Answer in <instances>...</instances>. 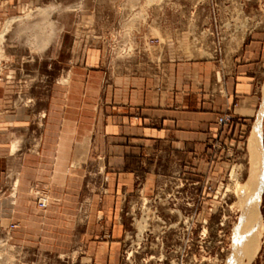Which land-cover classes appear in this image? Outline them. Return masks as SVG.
<instances>
[{"label":"crops","instance_id":"0c3cea01","mask_svg":"<svg viewBox=\"0 0 264 264\" xmlns=\"http://www.w3.org/2000/svg\"><path fill=\"white\" fill-rule=\"evenodd\" d=\"M154 17L168 21L164 12ZM164 36L161 54L136 55L128 72L104 49L76 50L51 88L39 138L34 132L24 152L21 133L31 119L26 108L6 107L13 79L0 78V235L21 245L38 242L26 239L29 231L42 238L53 229L67 237L41 239L47 247L65 254L77 239L89 264H121L126 216L141 195L153 196L168 180H223L263 104L264 27L242 26L220 60L188 63L179 53L190 49V35ZM209 48L217 49L214 40ZM224 115L231 124L218 123ZM42 183L49 186L45 210L33 191Z\"/></svg>","mask_w":264,"mask_h":264},{"label":"rangeland","instance_id":"374dc122","mask_svg":"<svg viewBox=\"0 0 264 264\" xmlns=\"http://www.w3.org/2000/svg\"><path fill=\"white\" fill-rule=\"evenodd\" d=\"M162 12L168 21L152 22V13L158 17ZM8 20L13 22L3 32ZM242 26L249 31L264 27V0H0V78L13 79L4 103L10 110L26 108L31 119L27 132L21 133L22 152L27 150L25 141L35 138L34 132L39 138L38 125L50 107L51 88L76 50L83 55L87 47L104 49L114 67L128 72L136 55L155 59L161 54L152 39L159 38L163 45L166 33L184 29L191 45L180 57L187 63L220 60ZM213 40L214 50L209 48ZM37 112L42 116L33 115ZM257 116L244 131L223 180H203L196 186L191 180H168L153 196L139 197L135 210L126 216L130 226L121 264H233V235L242 222L233 188L248 177L247 141ZM260 134L264 153V116ZM42 184L49 193L48 184ZM260 201L264 224V187ZM85 219L84 211L79 212L76 235ZM36 235L29 231L26 239L38 242L21 245L9 235H0V264H89L77 239L68 253L61 254L41 239H66L63 232L52 229L42 238ZM24 236L21 233V239ZM251 264H264V225L261 248Z\"/></svg>","mask_w":264,"mask_h":264},{"label":"bare ground","instance_id":"6f19581e","mask_svg":"<svg viewBox=\"0 0 264 264\" xmlns=\"http://www.w3.org/2000/svg\"><path fill=\"white\" fill-rule=\"evenodd\" d=\"M13 20H8L3 32L9 30ZM22 30V29H21ZM264 116V103L259 111L248 139V177L244 182H236L233 193L238 196V207L242 214V222L233 235L235 251L233 264H251L260 251L263 237V218L259 213V204L263 193L264 153L262 148L261 121ZM14 144V152L17 150ZM241 169V167H239ZM236 178V176H235ZM34 195L38 191L33 188ZM15 196V195H14ZM48 203V197L46 196ZM48 206V204H47ZM247 261V263H245ZM232 263V262H231Z\"/></svg>","mask_w":264,"mask_h":264},{"label":"built area","instance_id":"2783aa9c","mask_svg":"<svg viewBox=\"0 0 264 264\" xmlns=\"http://www.w3.org/2000/svg\"><path fill=\"white\" fill-rule=\"evenodd\" d=\"M151 44H152V46L160 47L162 45V42H161V40L159 38H155V39L151 40ZM218 47L220 49V45L219 44H218ZM218 123L220 125L231 124L232 123V119L229 116L224 115V116L219 117ZM47 195H48V193L46 192V190H39L38 194L36 196L37 205L42 210H45L47 208V200H46L47 199L46 198Z\"/></svg>","mask_w":264,"mask_h":264}]
</instances>
